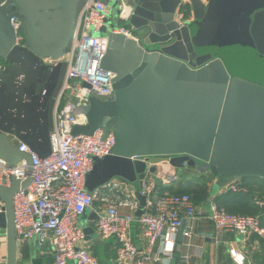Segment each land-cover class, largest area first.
Masks as SVG:
<instances>
[{"label": "water", "instance_id": "water-1", "mask_svg": "<svg viewBox=\"0 0 264 264\" xmlns=\"http://www.w3.org/2000/svg\"><path fill=\"white\" fill-rule=\"evenodd\" d=\"M55 1L63 8L65 26L54 47L47 48L38 39L36 10L28 0H8L0 4V49L9 44L21 51L12 48L14 33L9 25L12 18H19L36 58L57 62L69 46L77 6L85 0L51 2ZM121 1L133 10L127 26L131 36L116 34V23L106 20L110 32L101 63L115 76L114 99H90L89 106L81 109L87 124L71 132L91 136L102 128L115 141L109 156L94 159L86 191L121 179L138 200L136 215L140 216L145 198L133 185L140 186L147 174L156 188L170 183L157 175L161 163L178 171L207 174L216 179V187L240 178L264 181V0H208L206 5L189 0L193 20L182 23L177 20L181 0ZM62 68L61 62L43 68L39 81L47 86L42 140L24 141L41 158L50 155L47 108ZM2 69L0 81L9 70ZM13 128L14 123L0 124V130L10 134ZM0 157L12 166L21 159L17 147L2 137ZM134 157L146 162L132 161ZM29 174L23 182L13 178L10 187L0 186L6 264L16 260L13 197L30 184Z\"/></svg>", "mask_w": 264, "mask_h": 264}, {"label": "built area", "instance_id": "built-area-1", "mask_svg": "<svg viewBox=\"0 0 264 264\" xmlns=\"http://www.w3.org/2000/svg\"><path fill=\"white\" fill-rule=\"evenodd\" d=\"M200 1L205 5L208 2ZM189 4V0H181L177 13L180 23ZM110 15L111 11L100 0H85L76 15L73 34L65 50L69 59L53 95L54 124L48 135L50 155L41 158L30 144L20 141L17 145L19 162L12 166L0 157L1 187H10L13 178L25 181L30 172V184L13 197L16 243L34 240L40 245H49L52 264H99L86 249L79 247L83 232L77 225L81 215L95 202L100 205L95 224L97 234L104 241L118 242L117 264H157L158 259L152 254L154 244L163 240L165 252L170 253L174 235L182 229L183 221L196 215L195 205L188 195L159 194L150 179H144L140 185L139 193L145 198V204L138 218L135 214L140 209L139 202L120 182L110 181L90 193L85 189L86 176L93 169L94 159L109 156L115 144L113 135H105L102 128L96 129L91 136L71 134L74 127L87 124L81 109L89 106L90 99L101 102L114 99L115 76L101 68L107 39L99 36ZM114 15L121 24L114 32L131 36L127 26L133 10L118 0ZM9 25L14 33L12 48H22L26 40L21 20L12 18ZM38 61L37 65L40 64ZM6 70L3 67L2 71ZM21 82L22 78L18 77V85ZM84 84H88V88ZM17 91L15 89V93ZM44 97L45 90L38 95L39 111H42ZM132 161L146 162V159L134 157ZM176 178L172 175L166 181L172 182ZM228 190L236 191L237 188L232 183ZM4 208L0 199V214L4 213ZM210 221L218 237L223 233H234L240 238L250 235L264 238V226L258 217L231 215L215 203L210 206ZM134 222H138L146 239L142 253H138L130 240ZM183 235L188 237L190 233L185 231ZM229 253L236 264H245L244 257L236 250ZM0 264H6V261L0 260Z\"/></svg>", "mask_w": 264, "mask_h": 264}, {"label": "crops", "instance_id": "crops-1", "mask_svg": "<svg viewBox=\"0 0 264 264\" xmlns=\"http://www.w3.org/2000/svg\"><path fill=\"white\" fill-rule=\"evenodd\" d=\"M6 1L8 0H0V4ZM51 1L28 0L30 6L36 10L38 39L47 48L56 45L63 34L65 26L62 6L57 4L56 1L54 3ZM100 1L112 13L108 20L116 23L117 27L120 26L121 24L116 21L114 15L117 0ZM81 5L82 3L77 6V13ZM185 8L186 11L181 21H192L190 4ZM38 9H41V11L39 12ZM108 32H110V26L108 23H104L99 31V36L106 38ZM0 54V67L9 68L0 81V124L6 127L14 123L13 134L0 130V137L12 143L15 147L20 141L30 143L36 138L42 140L43 110L39 111L38 109V95L46 89L47 83L40 82L39 79L45 66L52 69L59 62L64 65L62 75L69 56L63 52L57 62L50 60L45 62L42 58H36L28 42L23 44L21 51L11 49L8 44L6 48L0 49ZM37 59L40 60L39 65H37ZM18 77L22 78L21 85L17 83ZM15 89L18 90L16 93ZM47 112L50 132L54 124L53 96ZM175 173L179 176L183 171L173 169L168 163L157 165V175L163 183H165L164 180L175 175ZM186 175L185 180L187 182L192 180L191 177L196 179H200L202 176L207 177V174H200L196 171L188 172ZM178 176L175 181L179 179ZM145 179L151 180L150 175L147 174ZM111 181L120 182L126 187L121 179ZM172 183L174 181L165 185ZM216 184V179L211 177L207 184L209 188L208 197L195 205V217L185 220L182 229L174 235L173 249L170 253L165 252L166 245L163 240H159L154 244L152 254L158 259L157 264H236L229 253L232 249L244 257L245 264H264V247H261L260 239L256 235H250L247 238H240L234 233H223L220 237L216 235L214 226L210 221V206L216 204V200L228 190L230 185L216 187ZM133 187L135 191L139 192L138 182L134 183ZM259 205L264 206V203L260 202ZM99 209V203L95 202L92 208L85 211L79 218L77 225L83 232V239L80 241L79 247L86 249L99 261V264H117L118 242L113 239L104 241L100 239L96 231L95 224ZM135 217L138 218L139 216L135 214ZM185 231H189L190 235L188 237L183 235ZM129 234L130 240L138 253L144 252L146 239L138 222L131 225ZM7 253L6 229L0 226V260L7 261ZM52 256L51 247L47 244L40 245L34 240L21 242L17 243L15 264H52Z\"/></svg>", "mask_w": 264, "mask_h": 264}, {"label": "trees", "instance_id": "trees-1", "mask_svg": "<svg viewBox=\"0 0 264 264\" xmlns=\"http://www.w3.org/2000/svg\"><path fill=\"white\" fill-rule=\"evenodd\" d=\"M213 56L217 57L216 52ZM186 174L187 172H183L178 176L179 179L177 181L169 185H162L157 188V191L159 194L166 192L172 195H188L194 205L199 204L209 195L207 184L211 176H202L200 179L191 177L192 180L187 182L185 180ZM234 184L237 190H226L216 200V205L231 215L258 217L261 225L264 226V206L259 205L260 202L264 203V181L240 178ZM259 239L261 247H264V238Z\"/></svg>", "mask_w": 264, "mask_h": 264}, {"label": "rangeland", "instance_id": "rangeland-1", "mask_svg": "<svg viewBox=\"0 0 264 264\" xmlns=\"http://www.w3.org/2000/svg\"><path fill=\"white\" fill-rule=\"evenodd\" d=\"M189 12V11H188ZM215 52H213L212 54L214 55ZM84 87H87L88 88V84H85ZM198 175V174H197ZM197 175H193V176H197Z\"/></svg>", "mask_w": 264, "mask_h": 264}]
</instances>
